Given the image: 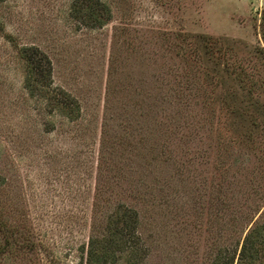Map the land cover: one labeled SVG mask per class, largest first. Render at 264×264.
<instances>
[{
	"label": "rangeland",
	"instance_id": "374dc122",
	"mask_svg": "<svg viewBox=\"0 0 264 264\" xmlns=\"http://www.w3.org/2000/svg\"><path fill=\"white\" fill-rule=\"evenodd\" d=\"M102 1L100 27L73 0L0 2V264H85L119 206L140 264H264L261 234L238 259L264 233V0ZM28 46L73 120L28 91Z\"/></svg>",
	"mask_w": 264,
	"mask_h": 264
},
{
	"label": "trees",
	"instance_id": "16d2710c",
	"mask_svg": "<svg viewBox=\"0 0 264 264\" xmlns=\"http://www.w3.org/2000/svg\"><path fill=\"white\" fill-rule=\"evenodd\" d=\"M72 11L88 27H100L111 18V10L102 0H73ZM21 55L26 61V87L30 94L36 93L49 111L57 112L68 120L76 118L80 111L77 100L64 89L52 86V65L49 57L33 46L22 47ZM137 225L138 215L134 210L121 206L115 208L109 215L102 236L89 239L85 264H113L116 253L130 255L128 262L133 260L130 264L142 263L145 257L144 248H139L134 242L138 233ZM260 234L262 240V225L246 233L238 259L246 258L249 250L253 249V240ZM252 253L257 257L260 253L259 246H254ZM234 257V253L227 257L220 252L213 264H233Z\"/></svg>",
	"mask_w": 264,
	"mask_h": 264
}]
</instances>
